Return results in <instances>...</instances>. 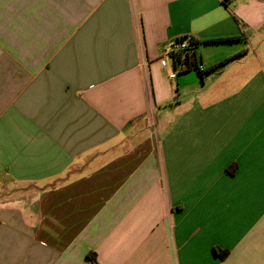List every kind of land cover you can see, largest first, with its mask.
<instances>
[{"label":"crops","instance_id":"0c3cea01","mask_svg":"<svg viewBox=\"0 0 264 264\" xmlns=\"http://www.w3.org/2000/svg\"><path fill=\"white\" fill-rule=\"evenodd\" d=\"M95 261L264 264V0H0V264Z\"/></svg>","mask_w":264,"mask_h":264},{"label":"trees","instance_id":"16d2710c","mask_svg":"<svg viewBox=\"0 0 264 264\" xmlns=\"http://www.w3.org/2000/svg\"><path fill=\"white\" fill-rule=\"evenodd\" d=\"M190 37H182L179 38L180 40H186ZM238 38H220V39H216L213 40L215 42H219V41H234L237 40ZM200 44V41L195 40L194 38H190V46L184 50H181L177 53L172 54L173 59L175 61V65L177 67V69H180L181 72H185V71H189L191 69H195L197 71V73L203 77L205 75H208L210 73H218L228 62H230L232 59L242 55V54H237L231 58H228L226 60H224L221 63H218L212 67L203 69L202 68V61L201 58L199 57L198 53H197V49L198 46ZM228 255V252L225 251L223 252V259L226 258ZM96 264H98L95 261Z\"/></svg>","mask_w":264,"mask_h":264},{"label":"built area","instance_id":"2783aa9c","mask_svg":"<svg viewBox=\"0 0 264 264\" xmlns=\"http://www.w3.org/2000/svg\"><path fill=\"white\" fill-rule=\"evenodd\" d=\"M189 46H190V38L186 40H180V39L173 40L168 46L167 53L169 55H172L174 53H177L181 50L188 48ZM175 76L176 74H172L171 78H174Z\"/></svg>","mask_w":264,"mask_h":264},{"label":"rangeland","instance_id":"374dc122","mask_svg":"<svg viewBox=\"0 0 264 264\" xmlns=\"http://www.w3.org/2000/svg\"><path fill=\"white\" fill-rule=\"evenodd\" d=\"M178 74V73H177ZM193 74H195V73H193Z\"/></svg>","mask_w":264,"mask_h":264}]
</instances>
